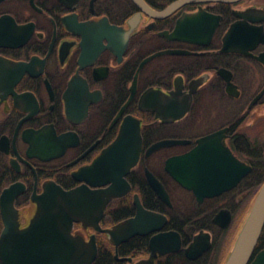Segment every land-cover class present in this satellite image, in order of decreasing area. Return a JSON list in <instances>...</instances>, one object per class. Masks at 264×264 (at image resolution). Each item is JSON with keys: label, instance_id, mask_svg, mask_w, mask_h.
<instances>
[{"label": "flooded vegetation", "instance_id": "1", "mask_svg": "<svg viewBox=\"0 0 264 264\" xmlns=\"http://www.w3.org/2000/svg\"><path fill=\"white\" fill-rule=\"evenodd\" d=\"M194 16L209 36L187 33ZM249 27L264 30V0H0V193L22 187L20 227L46 182L108 186L88 168L139 129L138 160L118 172L128 188L99 224L135 217L139 201L159 227L117 246L80 222L72 234L94 233L97 250L105 237L122 264H224L264 182V40ZM263 249L264 235L251 259Z\"/></svg>", "mask_w": 264, "mask_h": 264}, {"label": "water", "instance_id": "2", "mask_svg": "<svg viewBox=\"0 0 264 264\" xmlns=\"http://www.w3.org/2000/svg\"><path fill=\"white\" fill-rule=\"evenodd\" d=\"M197 17L187 18L182 22V26L183 24L186 26V31L191 30L187 31L191 36L201 35V33L209 36L213 32V24H209V27L203 32L202 28L206 27L207 19L202 17L200 26L196 24L199 19ZM208 19L210 20V18ZM177 30L176 27L173 34ZM231 31L234 33L232 29L229 33ZM244 33L250 38L264 40V30L261 28L249 27L245 29ZM191 36L189 38L193 40ZM135 136L136 143L133 142L132 135L130 141V134L127 133L120 138L121 144H125L129 148L130 142H133L132 151L122 149L120 153H116L115 149L120 141L118 138L88 168L95 174L100 173L99 178H104L101 180L87 179V181L93 186L110 182L105 188L92 189L89 185L82 184L66 190L53 181L44 183L42 191L38 194L34 192L32 196L31 203L34 214L24 228L20 227L19 210L14 204L15 196L22 187L19 184H12L4 188L0 193V213L3 221L0 233L1 264H91L98 251L95 234H91L88 239L79 233L72 234L74 222H80L84 227L91 226L97 231L106 232L109 240L115 246L134 234H145L158 228L162 215L146 210L139 201L135 217L127 218L105 229L101 228L99 224L107 203L111 199L125 194L124 190L126 187L128 188L124 179L121 182L118 181V172L120 167L126 165L130 167L138 160L141 141L139 129ZM207 139H200V145L210 138ZM170 142L174 141L158 142L151 148ZM126 170L122 169L121 173ZM157 192L160 195L158 190ZM263 226L264 182L254 198L246 220L224 264H264V249L251 259ZM158 237L163 240L168 237V234H161Z\"/></svg>", "mask_w": 264, "mask_h": 264}, {"label": "trees", "instance_id": "3", "mask_svg": "<svg viewBox=\"0 0 264 264\" xmlns=\"http://www.w3.org/2000/svg\"><path fill=\"white\" fill-rule=\"evenodd\" d=\"M25 203H26L25 200H22L20 202V204H25ZM110 216L113 221H116L121 216L119 209L112 210V212L110 213ZM0 228H1V220H0ZM263 235H264V231L260 234V237L256 244V249H258L262 245ZM139 242H141V239H130L127 242L121 244L119 247V250L122 253L129 252L136 246V243H139ZM98 245H99V248H98L97 255L95 257V260L91 264H122L121 262L117 261L114 258L113 246L105 237L101 235L98 236Z\"/></svg>", "mask_w": 264, "mask_h": 264}]
</instances>
